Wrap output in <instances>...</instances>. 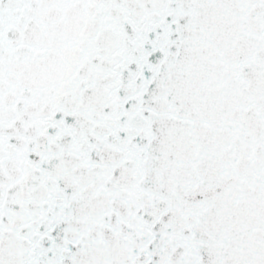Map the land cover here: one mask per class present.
<instances>
[{"label":"snow or ice","instance_id":"6c2138e0","mask_svg":"<svg viewBox=\"0 0 264 264\" xmlns=\"http://www.w3.org/2000/svg\"><path fill=\"white\" fill-rule=\"evenodd\" d=\"M0 264H264V0H0Z\"/></svg>","mask_w":264,"mask_h":264}]
</instances>
